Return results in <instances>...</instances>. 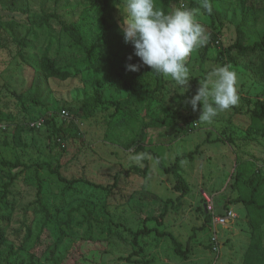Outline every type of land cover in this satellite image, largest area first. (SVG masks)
<instances>
[{
    "label": "rangeland",
    "instance_id": "1",
    "mask_svg": "<svg viewBox=\"0 0 264 264\" xmlns=\"http://www.w3.org/2000/svg\"><path fill=\"white\" fill-rule=\"evenodd\" d=\"M184 1L197 4L207 40L189 56L191 78L180 94L170 77L150 71L121 89L84 63L70 30L102 45L97 0H0V123L9 128L0 137V264H245L256 241L252 221L264 264V212L239 201L252 192L246 178L264 164V119L253 113L264 101V0H211V15L201 0ZM124 3L115 8L119 24ZM155 3L166 12L182 5ZM256 42L263 48L229 50ZM44 56L71 76H49ZM220 65L237 73L239 103L203 124L202 106L194 111L187 101ZM44 117L55 126L38 127ZM137 153L145 155L139 166L130 160ZM155 153L166 166L177 164L187 195L180 197ZM206 195L217 214L232 207L238 215L217 227L218 251ZM144 227L150 232L135 241L131 230ZM163 232L190 249L187 258Z\"/></svg>",
    "mask_w": 264,
    "mask_h": 264
},
{
    "label": "clouds",
    "instance_id": "2",
    "mask_svg": "<svg viewBox=\"0 0 264 264\" xmlns=\"http://www.w3.org/2000/svg\"><path fill=\"white\" fill-rule=\"evenodd\" d=\"M200 9L208 15L213 13L211 0H201ZM120 31L125 43L134 47L139 64H126V71L137 72L142 65L162 77H170L180 94L188 90L190 70L189 56L204 46L207 37L197 12L183 5L170 12L157 7L155 0H125ZM129 60L132 55H129ZM239 78L229 65L213 68L206 79L199 83L195 95L188 103L195 111L202 106L199 121L211 124L221 112L239 103ZM145 159L143 153L130 156L138 166Z\"/></svg>",
    "mask_w": 264,
    "mask_h": 264
},
{
    "label": "trees",
    "instance_id": "3",
    "mask_svg": "<svg viewBox=\"0 0 264 264\" xmlns=\"http://www.w3.org/2000/svg\"><path fill=\"white\" fill-rule=\"evenodd\" d=\"M122 0H97V5L100 7L101 11V35H102V45L99 47H94L91 45H88L85 43L83 36L81 33L77 30V28H71L70 33L73 37L75 43L78 45L79 48H82L84 50V63L96 69L98 72H106L110 76H112L115 80L116 85L121 89H128L130 88L139 73L143 71H151V68L149 66L142 65L140 67V70L137 72L132 71H126V64L128 63H141L140 58L136 57L134 55V47L131 43H125L123 34L120 31V24L118 23L116 17H115V8L117 5L121 4ZM179 2V5L181 3V0H177ZM162 2L168 7L171 0H162ZM185 1L181 4L185 5ZM197 6L195 2H191L186 7L189 9L194 10V8ZM218 42V39L215 35H212L211 37V43ZM263 44L261 42H256L253 46H244L243 44L236 43L233 46L229 47V50H231L233 47H238L239 51L244 53L247 50H256L257 47L263 48ZM129 55H132V59L129 60ZM43 70L51 77H56L61 80H66L71 76V73L67 70H63L59 67H56L51 58L48 56H44L41 62ZM262 69L264 71V63L262 66ZM154 73V72H153ZM156 74V73H154ZM157 75V74H156ZM126 98L122 100L124 103H130V102H142L140 98ZM65 110V109H64ZM253 113L260 119H264V101H257L255 102V108L253 110ZM45 121L43 124H52L55 126V119L54 118H46L44 117ZM173 117L170 119L172 120ZM168 122L163 121L162 125H166ZM61 127H56V136L58 137L57 140L61 143V145L65 146L64 141L61 139V135L59 134V130H61ZM9 128L2 129L0 131V137L8 132ZM17 136L16 140L19 144H21V128L19 127L17 129ZM63 141V142H61ZM140 147V146H139ZM142 149V148H141ZM155 156L158 158L159 165L164 171L167 173H172L176 179L175 187L177 190L181 192L180 197H184L189 193V187L187 182L185 181L184 177L181 175V173L178 170L177 164H172L170 166H166L162 160V158L155 153ZM257 174H252L248 178H246L247 183L252 187V192L248 198H240L239 201H241L247 209L254 213L256 211L264 212V203H261L259 201L261 190L264 186V171L257 165ZM239 176L242 177L243 173H239ZM62 179H64L62 177ZM211 218V217H210ZM264 222V219H262V223ZM253 231H254V238H256L255 244L252 245V249L250 252L246 255L245 264H263L259 261V258L262 257L261 247L263 245L260 234H259V225L258 222L251 223ZM131 232L134 235V240H137V237L140 234L148 233L150 232L149 228H141L140 230H131ZM168 234L175 245L176 252L187 258L188 254L190 253V249H185L182 245V243L175 238V236L171 233L163 232L161 235ZM125 260L131 261L130 258H126Z\"/></svg>",
    "mask_w": 264,
    "mask_h": 264
},
{
    "label": "built area",
    "instance_id": "4",
    "mask_svg": "<svg viewBox=\"0 0 264 264\" xmlns=\"http://www.w3.org/2000/svg\"><path fill=\"white\" fill-rule=\"evenodd\" d=\"M182 5L184 6V4H182ZM65 114L68 115L67 111L63 110L62 115H65ZM44 121H45V119L42 118L40 120V122L37 121L35 124L39 127L40 125H42L44 123ZM5 128H6V125L0 123V131L2 129H5ZM260 167L264 171V164L261 165ZM206 206H207L208 213L211 215V225L215 229L213 236H212V241H211L212 247L215 251H218L219 250V244H218V241L216 239L217 232H218L217 227L219 225L227 226L230 222H232L234 219H236L238 215L232 207H227L223 213L217 214L214 210L215 205H214L213 196H211V195L210 196L206 195Z\"/></svg>",
    "mask_w": 264,
    "mask_h": 264
}]
</instances>
